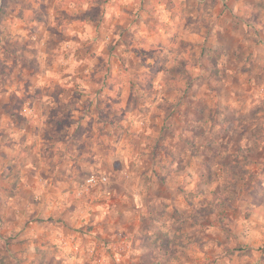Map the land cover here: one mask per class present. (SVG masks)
<instances>
[{
  "label": "clouds",
  "instance_id": "clouds-1",
  "mask_svg": "<svg viewBox=\"0 0 264 264\" xmlns=\"http://www.w3.org/2000/svg\"><path fill=\"white\" fill-rule=\"evenodd\" d=\"M0 264H264V0H0Z\"/></svg>",
  "mask_w": 264,
  "mask_h": 264
}]
</instances>
